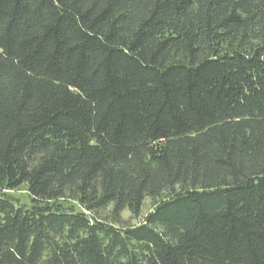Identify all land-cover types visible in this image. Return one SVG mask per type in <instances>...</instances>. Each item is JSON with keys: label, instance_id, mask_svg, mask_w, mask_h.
<instances>
[{"label": "trees", "instance_id": "obj_1", "mask_svg": "<svg viewBox=\"0 0 264 264\" xmlns=\"http://www.w3.org/2000/svg\"><path fill=\"white\" fill-rule=\"evenodd\" d=\"M0 264H264V0H0Z\"/></svg>", "mask_w": 264, "mask_h": 264}, {"label": "rangeland", "instance_id": "obj_2", "mask_svg": "<svg viewBox=\"0 0 264 264\" xmlns=\"http://www.w3.org/2000/svg\"><path fill=\"white\" fill-rule=\"evenodd\" d=\"M6 193L10 195L11 197H13L15 200L17 199L19 203L26 204V205L31 204L29 191L26 185L20 186L19 188L13 191H6ZM152 208H153L152 200L147 199L145 202L141 217L136 218L132 214H130L128 211H125L123 213V220L126 222L127 226L138 225L144 220L146 215L149 214Z\"/></svg>", "mask_w": 264, "mask_h": 264}]
</instances>
